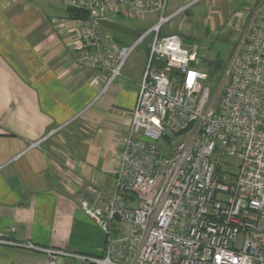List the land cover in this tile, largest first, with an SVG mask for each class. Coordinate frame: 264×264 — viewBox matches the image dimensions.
<instances>
[{"label": "built area", "instance_id": "1", "mask_svg": "<svg viewBox=\"0 0 264 264\" xmlns=\"http://www.w3.org/2000/svg\"><path fill=\"white\" fill-rule=\"evenodd\" d=\"M196 1L165 15L168 0H61L87 14L73 19L80 34L70 49L79 67L106 75L102 91L151 36L112 190L104 195L89 182L79 191L104 247L95 255L1 242L43 253V264H264V0L214 93L208 73L194 66L196 44L160 34ZM151 13L157 22L129 43L97 22Z\"/></svg>", "mask_w": 264, "mask_h": 264}, {"label": "crops", "instance_id": "2", "mask_svg": "<svg viewBox=\"0 0 264 264\" xmlns=\"http://www.w3.org/2000/svg\"><path fill=\"white\" fill-rule=\"evenodd\" d=\"M57 2L0 0V240L100 255L79 191L112 190L147 44L102 91L106 75L75 63L80 33ZM44 259L0 241V264Z\"/></svg>", "mask_w": 264, "mask_h": 264}, {"label": "rangeland", "instance_id": "3", "mask_svg": "<svg viewBox=\"0 0 264 264\" xmlns=\"http://www.w3.org/2000/svg\"><path fill=\"white\" fill-rule=\"evenodd\" d=\"M192 1L168 0L164 14L169 15ZM257 5L258 0H197L189 8L176 13L163 24L160 34L177 33L182 38L196 44L198 51L194 66L208 73L211 92L214 93L218 86L221 89V73L239 52L243 33L253 18ZM56 6L64 9L61 0H58ZM110 18L136 29L139 33L154 25L158 20V15L151 13L144 18H130L112 14ZM103 34L112 36L121 43L132 41V38L127 35L106 29H103ZM150 38L151 36L146 39V42L135 48L128 57L127 64L139 51L144 49ZM216 64L219 65V68L216 73H211ZM224 159L234 166L239 161L237 157H225ZM114 233L115 236H118L119 232L115 231ZM63 261L64 259L60 258L58 264Z\"/></svg>", "mask_w": 264, "mask_h": 264}, {"label": "water", "instance_id": "4", "mask_svg": "<svg viewBox=\"0 0 264 264\" xmlns=\"http://www.w3.org/2000/svg\"><path fill=\"white\" fill-rule=\"evenodd\" d=\"M98 24L109 31H113L115 33H119V34H123V35H127L131 38L135 37L137 31L134 28L128 27L126 25H123L121 23L112 21V20H108V19H98L97 20ZM182 42L187 45L190 46L192 44V41L187 40V39H183ZM141 140L145 141V142H149V143H153L154 141L151 139H148L144 136L141 137Z\"/></svg>", "mask_w": 264, "mask_h": 264}, {"label": "trees", "instance_id": "5", "mask_svg": "<svg viewBox=\"0 0 264 264\" xmlns=\"http://www.w3.org/2000/svg\"><path fill=\"white\" fill-rule=\"evenodd\" d=\"M67 13L70 18L75 19V18H86L87 14L84 11L73 9V8H66ZM219 68V65H214L213 70L211 73H216V70ZM211 76V74H210Z\"/></svg>", "mask_w": 264, "mask_h": 264}]
</instances>
